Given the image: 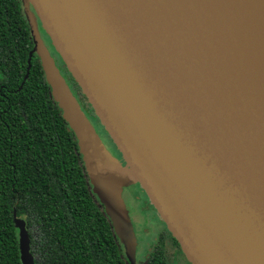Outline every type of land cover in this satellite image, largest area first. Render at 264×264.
Here are the masks:
<instances>
[{
  "label": "water",
  "instance_id": "water-1",
  "mask_svg": "<svg viewBox=\"0 0 264 264\" xmlns=\"http://www.w3.org/2000/svg\"><path fill=\"white\" fill-rule=\"evenodd\" d=\"M21 3L29 59L40 58L127 260L136 239L121 192L135 182L191 264H264V0ZM38 23L124 164L72 94ZM23 231L21 260L32 264Z\"/></svg>",
  "mask_w": 264,
  "mask_h": 264
},
{
  "label": "trees",
  "instance_id": "trees-1",
  "mask_svg": "<svg viewBox=\"0 0 264 264\" xmlns=\"http://www.w3.org/2000/svg\"><path fill=\"white\" fill-rule=\"evenodd\" d=\"M32 45L20 0H0V264H23L21 229L32 264H128L40 58L29 59ZM59 61L87 118L112 143ZM147 264L163 263L152 255Z\"/></svg>",
  "mask_w": 264,
  "mask_h": 264
},
{
  "label": "flooded vegetation",
  "instance_id": "flooded-vegetation-1",
  "mask_svg": "<svg viewBox=\"0 0 264 264\" xmlns=\"http://www.w3.org/2000/svg\"><path fill=\"white\" fill-rule=\"evenodd\" d=\"M45 35L46 40L48 39L46 34ZM49 41V39H48ZM50 42V41H49ZM47 45V41L45 42ZM50 45V44H49ZM49 47V46H48ZM49 50L54 53V50L52 46L50 45ZM55 62L58 64L60 61L57 60V56L55 57ZM58 66V65H57ZM142 190V189H141ZM134 197L135 199H139L141 197V194L147 198L145 193L142 191H136ZM148 203L147 206L149 208H152L150 210L154 211L155 218L157 222L154 224L152 222L151 214H139L137 211L133 210L136 215L142 216V217H150V224L151 229L153 230V236H150V239L148 241H144V243H141L142 234H138L139 240L136 244V254L133 257V261H128V264H147L150 260V257L152 255L159 257L160 261L163 264H191L183 251L181 250V247L175 237L171 234V232L167 229L165 223L160 219L159 215L157 214L156 210L151 205L150 201L147 200ZM146 231V228L144 229ZM124 252V250H123ZM125 255V254H124ZM127 259V258H126Z\"/></svg>",
  "mask_w": 264,
  "mask_h": 264
},
{
  "label": "rangeland",
  "instance_id": "rangeland-1",
  "mask_svg": "<svg viewBox=\"0 0 264 264\" xmlns=\"http://www.w3.org/2000/svg\"><path fill=\"white\" fill-rule=\"evenodd\" d=\"M20 3H21V0H20ZM21 10H22V14H23V16L27 22L29 34L31 36V28H30L28 20L26 18L24 7H23L22 3H21ZM29 12H30L31 16L33 17V19H35V21H36L37 18H36V15H35L33 9L31 8V6H29ZM38 30H39V36H40L41 40L43 41V43L46 44L45 42L47 41L46 46L50 47V45H51L50 42L48 41V39L46 40L45 35L43 36V34H45V33L43 32L40 23H38ZM31 38H32V36H31ZM32 44H33V40H32ZM49 47H48V49H49ZM32 48H33V45H32ZM50 53L52 54L54 59L57 56V60H60L58 55L55 52L53 53L50 51ZM59 65H60V63L58 64L57 67H59ZM61 74L65 78V75L63 73H61ZM96 131L99 134V137H100L102 143L104 144V146L112 153V155L115 158H117L118 160L121 161L122 160L121 155L116 150L115 146L111 142H108V139L104 135L103 132H101L99 130H96ZM118 155H120V156H118ZM127 171H129V170L127 169ZM130 175H132V173H130ZM126 181H128V180H126ZM136 191L137 192L142 191L141 187L138 183L134 182V183H131L129 185L127 184L126 186L123 187L122 192H121V196H122V199H123L124 204L126 206V209L128 211L130 221L132 223V228H133V232H134L136 244H137L138 240H139L138 234H142V236H143L141 239V243H144V241H148L150 239V236H153V230L151 229L150 221L152 220V222L155 224L157 222V220L155 218L154 211L150 210L152 208H149L146 204V203H148V201H147L148 198H145L141 194V197L136 200L135 199L136 197H134L135 193H133ZM133 210L137 211V213H139V214L150 213L152 219L150 220V217H146V216L142 217V216L136 215ZM145 228H146V231H144ZM136 251H137V248H135L134 255L136 254Z\"/></svg>",
  "mask_w": 264,
  "mask_h": 264
},
{
  "label": "bare ground",
  "instance_id": "bare-ground-1",
  "mask_svg": "<svg viewBox=\"0 0 264 264\" xmlns=\"http://www.w3.org/2000/svg\"><path fill=\"white\" fill-rule=\"evenodd\" d=\"M128 175L130 176V177H133L132 175H130V173L128 172Z\"/></svg>",
  "mask_w": 264,
  "mask_h": 264
}]
</instances>
